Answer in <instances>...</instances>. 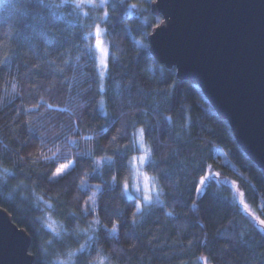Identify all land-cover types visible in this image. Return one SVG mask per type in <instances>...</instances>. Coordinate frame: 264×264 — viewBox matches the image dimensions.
<instances>
[{
	"label": "trees",
	"instance_id": "obj_1",
	"mask_svg": "<svg viewBox=\"0 0 264 264\" xmlns=\"http://www.w3.org/2000/svg\"><path fill=\"white\" fill-rule=\"evenodd\" d=\"M151 1L96 0L110 49L103 76L86 27L99 8L74 18L68 0H0V206L31 234L35 264L68 244L85 245L77 256L87 264L101 252L110 264H264V170L200 86L154 58L147 35L162 17ZM139 127L163 202L136 212L124 183ZM67 159L75 170L53 177ZM208 171L222 182L197 194L193 178Z\"/></svg>",
	"mask_w": 264,
	"mask_h": 264
},
{
	"label": "water",
	"instance_id": "obj_2",
	"mask_svg": "<svg viewBox=\"0 0 264 264\" xmlns=\"http://www.w3.org/2000/svg\"><path fill=\"white\" fill-rule=\"evenodd\" d=\"M149 50L200 86L264 170V0H152ZM216 178V177H212ZM31 234L0 206V264H35Z\"/></svg>",
	"mask_w": 264,
	"mask_h": 264
},
{
	"label": "snow or ice",
	"instance_id": "obj_3",
	"mask_svg": "<svg viewBox=\"0 0 264 264\" xmlns=\"http://www.w3.org/2000/svg\"><path fill=\"white\" fill-rule=\"evenodd\" d=\"M90 2L93 3V6H96V0H90ZM99 2L101 4H104L106 7L108 6V0H99ZM131 6L137 7V4L134 3ZM53 7H59V5H53ZM149 26H151V25H149ZM88 35L91 37L92 33H89ZM102 36H103V30L99 25H97L96 30H95V46L97 49H99V51L101 53V64L107 65L106 57L108 54V49L104 46V40H103ZM77 59H79V58L77 57ZM102 75H103V73H102ZM33 107H38V106L34 105ZM144 140H145L144 128L141 127L139 129V142H140L141 146H144ZM150 152H151V149L145 147V151L143 152V154L140 155L138 158H134L135 159L136 172L138 174L141 173L140 166L150 159ZM103 158L104 157H101V159H103ZM109 159H111V157H109ZM74 170H75V167H74L73 160L67 159L65 162L59 163L58 166L55 167V171L52 173V176L55 178H63V177L71 175L72 171H74ZM219 175H220L219 173L208 171L205 174L200 175L198 177V180H197V178L194 177L193 180H194L195 192L197 194L204 193L206 191V189L209 187V181L212 177H216L217 182H222L219 179ZM117 179H118L117 176L112 177L113 181H117ZM86 181H87V177L82 179L80 181V184L85 185ZM144 184H145V190L146 191L150 190L149 177L146 174L144 175ZM136 186H137V188L139 187V185H136ZM233 186L235 187V185H233ZM96 187L99 188V185H97ZM124 187L125 188L128 187L127 182L124 183ZM95 195H96V193L93 192L92 196L89 197L88 199L92 200L95 197ZM234 198L240 207H242L246 212H249L250 215H253V217L256 218L254 216V214L249 211V207L244 201V194L239 192L238 189H237L236 193L234 194ZM146 199H148V198L146 197ZM84 203H85V207H87V201H85ZM142 207H143L142 203L137 205L136 212H140ZM133 217H135V213L133 214ZM256 219H258V222L260 225H264V219H259V218H256ZM53 229L55 230L54 227H53ZM113 230H115V225L113 226Z\"/></svg>",
	"mask_w": 264,
	"mask_h": 264
},
{
	"label": "rangeland",
	"instance_id": "obj_4",
	"mask_svg": "<svg viewBox=\"0 0 264 264\" xmlns=\"http://www.w3.org/2000/svg\"><path fill=\"white\" fill-rule=\"evenodd\" d=\"M90 38L92 39L93 48H94V51L96 52V56H97V59H98V62H99L100 70H101V72L103 73V76H104V74L107 71V67H108L109 51H110L109 44H108L107 39L105 37V32H103L102 38L104 40V46L108 49V54H107V57H106L107 65H102L101 64V53H100L99 49H97L96 46H95V32H94V30H93L92 36ZM140 128L141 127H139L137 129V132H136V143H137L138 149H137V153L133 156V159H132V162H131V175H130V178L126 181L127 184H128V187L125 188V192H126V194L129 197L134 198L136 200L137 205L142 203L143 204L142 209H143V208H145V207H147L149 205H152V204H160V203H162L163 202V196H162L163 189L160 186V184H159V182L157 181L156 178H155V180H151L150 179L149 187H150L151 191L149 192V195L152 196V199L149 200V199H142L143 191H144L142 184H141L140 188H137V186H136V180H135L136 167H135V159L134 158H138L140 155H142L143 152L145 151V147L148 148L146 140H144V146L140 145V142H139V129ZM146 162L140 166L141 172L149 173L145 169ZM152 176H154V175H152ZM44 211H45L46 215L44 216L43 220L44 219L51 220L56 225V227H55V230H54L52 227H49L46 224H44V225L46 226L47 229L50 230V232L52 234H59L62 231L61 225L49 216L48 210H44ZM57 229H59V231H57ZM73 250H75V249H73L72 246H70L68 244L65 247V250H60L59 248H57V253H59V255L61 257H64L65 253H67L69 251H73ZM70 264H87V263L85 261H83V260H79L78 256H74V257L70 258ZM88 264H93V263H88ZM107 264H110V263L107 262Z\"/></svg>",
	"mask_w": 264,
	"mask_h": 264
},
{
	"label": "clouds",
	"instance_id": "obj_5",
	"mask_svg": "<svg viewBox=\"0 0 264 264\" xmlns=\"http://www.w3.org/2000/svg\"><path fill=\"white\" fill-rule=\"evenodd\" d=\"M89 5H91L93 7V9L99 8V12H97L95 14V20L93 21V23L91 25H86V27L89 28L87 35L89 33H92L93 30L95 32L97 25H99L101 27V23H106V22H103V20H102V14L104 12V8L97 5V4H96V6H93V3L90 2V0H68L67 9H66L67 11H69V14L73 15V17L75 18V13L72 11L73 9H84V8L88 7ZM4 7L7 9L9 14L16 10L15 5H7L6 4V5H4ZM145 11H146V9H145ZM89 19H93V17L90 15ZM96 21H101V23H96ZM102 30H103V32H106V28H102ZM11 89L13 92H16L18 90L17 85L15 83H13L11 85ZM54 171H55V169H54ZM145 174L149 177V181H150V179L155 180V177L152 176L151 174L147 173V172H141L139 174L137 172H135L136 185H139L138 188L141 187V184L143 186L144 191H143L142 199H146V197H147L149 200H151L152 196L149 195V192L151 191V189L148 191L145 190V184H144V175ZM42 223L46 224L49 227L51 226L52 228L56 227V225L51 220L44 219L42 221ZM57 231H59V229H57ZM84 249H85V245L81 244V245H79V247L77 249L65 253L64 257H61L60 255L57 254L56 256H53L52 258H50V260L48 261V264H70V258L81 254L82 250H84ZM109 260H110L109 255L101 252V253L97 254L95 260L93 261V264H107V262Z\"/></svg>",
	"mask_w": 264,
	"mask_h": 264
}]
</instances>
